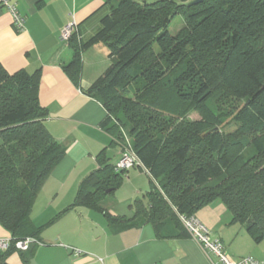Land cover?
I'll return each mask as SVG.
<instances>
[{
	"label": "trees",
	"instance_id": "trees-1",
	"mask_svg": "<svg viewBox=\"0 0 264 264\" xmlns=\"http://www.w3.org/2000/svg\"><path fill=\"white\" fill-rule=\"evenodd\" d=\"M110 13L86 40L73 34L72 58L63 68L76 86L82 54L99 42L109 67L86 90L106 109L100 126L114 140L129 138L152 187L136 200L135 220L111 215L102 202L127 171H117L103 150L99 167L81 182L73 207L105 213L113 232L150 224L159 238L189 235L180 216L221 201L256 243L264 242V0H105ZM176 15L185 24L170 30ZM41 71L10 73L0 63V223L24 264L44 226L31 218L46 179L67 153L46 126L40 103ZM226 97L231 112L215 107ZM196 112L200 118L190 119ZM231 122V129L227 124ZM114 142V141H113ZM120 221L121 223L116 224Z\"/></svg>",
	"mask_w": 264,
	"mask_h": 264
},
{
	"label": "crops",
	"instance_id": "crops-1",
	"mask_svg": "<svg viewBox=\"0 0 264 264\" xmlns=\"http://www.w3.org/2000/svg\"><path fill=\"white\" fill-rule=\"evenodd\" d=\"M11 1L25 17V29L17 30L11 13L0 6V63L10 73L41 71L39 97L49 112L46 126L67 147L34 205L31 218L37 226L55 220L43 229L41 243L27 264H210L190 235L162 239L150 224L115 233L105 213L86 206L73 207L56 219L75 201L83 179L99 167V154L105 150L115 163L123 150V144L100 126L107 115L105 107L86 93L111 64L107 46L99 42L83 52L82 81L76 86L63 68L72 49L60 38L62 29L76 22L74 36L88 39L110 7L105 0ZM151 187V176L136 166L127 171L118 189L108 191L102 205L111 215L133 221L135 201L147 203ZM229 213L224 203L216 201L196 216L222 240L233 259L253 256L263 261L264 242H254L244 226L232 223ZM10 237L0 223V239ZM8 263L24 264L19 252L12 253Z\"/></svg>",
	"mask_w": 264,
	"mask_h": 264
},
{
	"label": "built area",
	"instance_id": "built-area-1",
	"mask_svg": "<svg viewBox=\"0 0 264 264\" xmlns=\"http://www.w3.org/2000/svg\"><path fill=\"white\" fill-rule=\"evenodd\" d=\"M0 6L6 7L11 13L14 26L17 30L22 31L25 29V17L19 12L15 3L11 0H0ZM75 24L76 22H71L62 29L60 38L63 42H69L73 35ZM124 136L125 141L123 143V150L121 156L115 163V169L117 171H128L136 166H141L148 173L149 171L145 168L137 154L134 152L126 132H124ZM180 219L189 235L206 254L210 264H264V260H258L253 256H243L237 260L233 259L227 253L222 240L214 237L212 231L203 222H201L196 215L189 217L181 215ZM10 241L11 238L0 239V249L7 250L10 247ZM34 243L40 244L41 242L34 237H28L17 240L15 246L18 250L26 251Z\"/></svg>",
	"mask_w": 264,
	"mask_h": 264
},
{
	"label": "rangeland",
	"instance_id": "rangeland-1",
	"mask_svg": "<svg viewBox=\"0 0 264 264\" xmlns=\"http://www.w3.org/2000/svg\"><path fill=\"white\" fill-rule=\"evenodd\" d=\"M195 1H197V0H189L190 3L195 2ZM184 24H185V21H184L183 16L176 15L172 21V25L170 27V30L173 33H177L183 27ZM239 104H240V102L237 100H234L232 97H230V98L226 97L225 101L221 105H216L215 107L218 108V106H219V109H221V110H228V112L229 111L232 112L236 108V106H238ZM198 118H200L198 113L192 112L190 114L191 120L198 119ZM226 126H227V129H231L232 128L231 122H229ZM229 214H231V213H229ZM239 226H243V225L240 224Z\"/></svg>",
	"mask_w": 264,
	"mask_h": 264
}]
</instances>
